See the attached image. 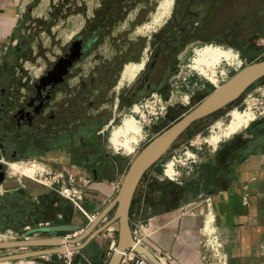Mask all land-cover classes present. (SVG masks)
<instances>
[{"label":"crops","instance_id":"crops-1","mask_svg":"<svg viewBox=\"0 0 264 264\" xmlns=\"http://www.w3.org/2000/svg\"><path fill=\"white\" fill-rule=\"evenodd\" d=\"M31 1L36 2L40 9L30 8ZM70 1L74 0H0V59L10 46L9 41L12 46L17 37L20 39L26 37L25 33L29 34L36 17L41 14L42 18H47L55 7L68 6ZM66 23L67 31L73 28L68 19ZM137 73L122 82L120 77L116 87L130 83ZM195 80L201 86L200 78L195 77ZM209 85L210 91L214 86L210 82ZM129 106L127 104V113L122 116L131 112ZM115 107L116 103L107 123L114 118ZM203 120L202 117L192 122L163 155L142 172L128 203L129 229L131 233L136 230L138 243L154 256H163L165 264H202L198 239L207 207L203 201L196 199L201 193L210 202L226 264H264V114L221 138L214 146L195 149L198 162L189 173L180 172L179 182L171 183L160 173L158 166L162 158L190 127ZM142 126L138 142L147 136L149 130L147 125ZM98 132L84 128L76 133L84 141L43 159L46 166L59 169L64 178L68 175L74 178L73 184L82 190L81 210L34 179L10 174L2 168L0 230L9 229L18 233L31 230L27 234L29 237L23 239L36 240V243L2 248L0 255L37 251L38 254L25 258L37 259L43 264H57L55 253L61 246L60 237L65 231L42 228L62 224L81 225L82 228L71 237L74 238L71 245L76 248L71 264H107L117 242V222L111 219L114 205L109 206V203L132 156L127 158L122 151L103 150L96 136ZM185 203H189L188 207L182 210ZM25 225L29 226V230H23ZM109 228L112 231L108 232ZM21 263L24 261L10 264ZM117 264L134 263L130 259L122 262L119 258Z\"/></svg>","mask_w":264,"mask_h":264},{"label":"rangeland","instance_id":"rangeland-1","mask_svg":"<svg viewBox=\"0 0 264 264\" xmlns=\"http://www.w3.org/2000/svg\"><path fill=\"white\" fill-rule=\"evenodd\" d=\"M100 1L74 0L70 1L68 6H60L61 10L59 7H55L52 11L53 20H51V14L47 18H42L41 14L36 17L34 26L29 29V34L25 33L26 37L20 39L17 37L12 46L9 41L8 45L10 46H7L3 54L5 60L15 64L14 77L24 78V81H27L39 75L58 55H61L69 39L87 23V18L91 19L92 15L96 14ZM255 2L260 8V33L249 40L246 37L240 38L241 41L244 40L241 43L242 50L238 51L236 47L231 45L222 47L215 42L203 45L199 43L188 44L172 60L173 69L168 71V77L166 78L168 90L166 96L150 89L126 102L122 100V94L133 80L128 84H121L119 87H116L117 82L127 64L139 62L141 59L144 60L149 57L150 52L153 50V44L157 40V33L170 15L174 0L171 6H166L164 0H125L124 3L129 5L130 8L122 9L124 13H116L109 21L107 20V25L102 28L101 33L97 35L89 49L84 51L81 59L71 69V77L68 80V84L73 90H76L80 80L85 82L86 126H93L94 130H99L96 136L103 146V150H114L108 141L109 134L111 129L120 122L119 119L129 115L122 116L127 111V104L130 105L129 108L132 112L138 113L134 117L137 122L144 125V127L147 125L149 128L147 136L138 142L137 147L132 152L125 154L122 149L116 150L122 151V155L131 158L148 137H151L159 128L168 124L170 120L188 110L198 98L209 91V80L201 78L199 82L205 83L207 88L204 89L199 86L198 80H195L197 75L190 67L197 49L208 45L220 46L236 55L231 63L223 61L215 68L217 80H221V78L225 80L243 65L263 59L264 0H255ZM31 3L30 8L40 9L36 2L31 1ZM76 13L78 15H75ZM66 19L73 24V28L69 31L66 29ZM238 62H241L240 65ZM237 65L239 66L237 67ZM141 72L142 69L137 75ZM186 95L187 100L183 101ZM144 101L147 103L146 106L143 105ZM114 103H116L115 116L107 123L112 116ZM138 104L141 106H138ZM141 108H145L147 113L141 111ZM247 109L254 111V118L264 114V76L250 84L236 100L211 114L202 122L190 127L171 147V151L160 161L161 165L158 166L160 173L165 162L167 164L171 163L169 156L172 153H179V147L187 143L188 140L193 141V147L210 148L212 145L207 141V137L214 134V132H219L223 128L222 126L229 122L234 112H242ZM155 115L156 118L154 119ZM56 151H60V149L47 151L22 150L17 151V154L12 158L0 153V165L10 174L25 175L32 178L30 176L32 171L28 162L44 164L45 160L43 159ZM10 162H16L17 164L21 162V167H23L11 172ZM51 169L56 172L60 171L59 169ZM166 180L176 183L174 180ZM32 260L36 261L37 259Z\"/></svg>","mask_w":264,"mask_h":264},{"label":"flooded vegetation","instance_id":"flooded-vegetation-1","mask_svg":"<svg viewBox=\"0 0 264 264\" xmlns=\"http://www.w3.org/2000/svg\"><path fill=\"white\" fill-rule=\"evenodd\" d=\"M254 1L174 0L168 19L157 33L153 50L144 59L142 72L123 92L122 100L129 102L150 89L166 96V78L173 69L172 60L188 44L215 42L222 47L231 45L242 50L244 40L240 38L249 40L260 33V8ZM86 21L69 39L61 55L32 79L24 81V78L14 77V62L3 56L0 59L1 155L12 158L22 150L73 147L84 141L77 132L93 129L86 126L85 82L80 80L76 90L68 84L71 69L97 37V34L90 35V19ZM194 72L196 77L205 79ZM201 87L205 89L207 85L202 83Z\"/></svg>","mask_w":264,"mask_h":264},{"label":"water","instance_id":"water-1","mask_svg":"<svg viewBox=\"0 0 264 264\" xmlns=\"http://www.w3.org/2000/svg\"><path fill=\"white\" fill-rule=\"evenodd\" d=\"M262 76H264V58L243 65L238 70H235L220 84L214 86L208 93L201 97L188 110L174 119L169 125L151 137L132 156L122 175L118 189L109 203V206L114 205L111 219L117 222V242L107 264H117L121 252L127 248H131L137 255L146 260L149 264H162L144 246L132 239L131 231L127 222L128 203L140 175L150 164L163 155L174 139L192 122L211 114L230 102H233L251 83ZM2 178L3 171L0 169V182ZM81 228V225L62 224L46 226L42 229L59 230L69 233L78 231ZM29 233H31V230L27 231L25 234L27 235ZM60 240L61 246L58 247L57 251L61 250L64 243L72 244L74 242V238L64 239L63 237H60ZM35 243L36 240L23 238L0 241V249L33 245ZM73 249L76 248L74 247ZM36 254H38L37 251L0 255V262L19 260ZM40 255L43 254L41 253Z\"/></svg>","mask_w":264,"mask_h":264},{"label":"built area","instance_id":"built-area-1","mask_svg":"<svg viewBox=\"0 0 264 264\" xmlns=\"http://www.w3.org/2000/svg\"><path fill=\"white\" fill-rule=\"evenodd\" d=\"M239 65H237V67ZM222 81H224L222 78L221 80H217V84L221 83ZM211 84L213 86H216L213 83ZM143 105L144 106L147 105L146 101L143 102ZM138 106L141 105L138 104ZM141 111L147 113V110L145 108H141ZM128 114L135 117L136 114L138 113L136 112L134 113L131 111ZM155 118L156 115L154 116V119ZM193 145H194L193 141L188 140L187 143L179 147V153H172L169 156V161L172 163L173 172L170 176L164 173V168L166 165L165 162L161 168V175L164 178L179 182V177L181 174L180 172L189 173L194 169L195 165L198 162V156L195 149H198L200 147L199 146L193 147ZM42 166L44 167L43 169L37 170L33 173L32 179L46 186L47 188L53 190L58 195L66 198L74 206H76L81 210L80 201L82 197V190L80 187L73 184L74 178L71 175H68L67 178H64L63 173L61 171L56 172L55 170H52L50 167L46 166L45 164H42ZM196 199L203 201L205 203V206L207 207L199 230L200 233L198 239V244L200 246L199 260L202 264H226L222 241L217 233L214 224V216L211 211V208L209 207L210 202L208 198L203 197L201 193L197 194ZM188 204L189 203H185L181 207L182 210L186 209L188 207ZM207 213H211L210 220H206L205 218V215ZM42 224H46V223H38V225H42ZM23 230H29V226L25 225L23 227ZM107 231L108 232L112 231V228H109ZM75 232L76 231L65 233L62 235V237L64 239L71 238L73 237ZM131 234H132V239L138 242V238H136L135 235L136 234L135 229L132 230ZM20 236L22 238L29 237L25 233H21V232L18 233L16 231L9 229L0 230V241L15 240ZM73 248L74 245L64 243L62 245L61 250L55 253V258L58 261L57 264H71L73 260V254L75 251V249ZM40 257L43 259L44 255H40ZM155 257L157 259H161L162 263L165 264L163 256L156 255ZM126 259L132 260L134 264H149L143 258L139 257L131 248L121 252L120 261L124 262ZM15 261H24V263L21 264H43L41 261L32 260V258L31 259L25 258L24 260L19 259V260L5 261L3 263L10 264Z\"/></svg>","mask_w":264,"mask_h":264},{"label":"bare ground","instance_id":"bare-ground-1","mask_svg":"<svg viewBox=\"0 0 264 264\" xmlns=\"http://www.w3.org/2000/svg\"><path fill=\"white\" fill-rule=\"evenodd\" d=\"M172 1L173 0H164V4L166 6H171ZM235 57L236 55L230 50H225L220 46L215 47L212 45H208L196 50L190 67L196 70L204 78L208 79L211 83L218 85L217 77L215 76V68L223 61L231 63ZM143 62L144 60L142 59L139 62H131L127 64L122 72L120 82H122L124 78L131 79L132 77H134V75L143 66ZM186 100L187 97L183 99V101ZM254 117L255 113L251 109H247L242 112H234L229 122L225 124V126H222L223 128H221L219 132L210 134L207 137V141L209 142V144L214 146L221 138L227 137L240 127L247 125V123L250 122V120H252ZM142 127L143 126L137 122L134 116L123 117L120 123L111 129L108 139L109 144L114 150L122 149L125 153L131 152L132 150H134V144L138 142L142 135ZM28 163H30V170L32 171V174L30 176H32L35 171L44 168L42 164L34 162ZM21 165V162L19 164H17L16 162H10L9 167L11 172L20 168ZM172 172V163L167 164L166 162L164 173L170 176ZM205 218L206 220H210L211 213H207L205 215ZM159 261L161 262L162 260L160 259Z\"/></svg>","mask_w":264,"mask_h":264},{"label":"trees","instance_id":"trees-1","mask_svg":"<svg viewBox=\"0 0 264 264\" xmlns=\"http://www.w3.org/2000/svg\"><path fill=\"white\" fill-rule=\"evenodd\" d=\"M124 2H125V0H101V2H100L101 4H100V7L98 8V11L94 15V17H92L90 19L89 24H88L89 25L88 27L90 28V31H91L90 35L96 36V34L98 35L99 33H101L102 28L107 25L106 24L107 20L109 21V19H111V17L114 16V14L116 15V13H120V14L124 13V12H122V9L125 10V9L130 8L129 5H126V3H124ZM218 110H220V109H218ZM218 110L212 112L211 114H214ZM211 114L206 115L203 118L206 119Z\"/></svg>","mask_w":264,"mask_h":264}]
</instances>
